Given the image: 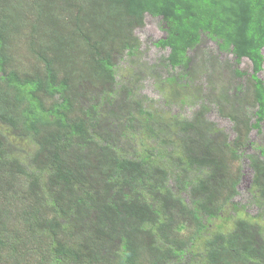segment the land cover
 Masks as SVG:
<instances>
[{"label":"trees","instance_id":"obj_1","mask_svg":"<svg viewBox=\"0 0 264 264\" xmlns=\"http://www.w3.org/2000/svg\"><path fill=\"white\" fill-rule=\"evenodd\" d=\"M146 15L180 69L157 98L128 61ZM203 37L252 64L256 110L227 114L232 140L187 80ZM263 49L264 0H0V264H264V145L246 152Z\"/></svg>","mask_w":264,"mask_h":264},{"label":"rangeland","instance_id":"obj_2","mask_svg":"<svg viewBox=\"0 0 264 264\" xmlns=\"http://www.w3.org/2000/svg\"><path fill=\"white\" fill-rule=\"evenodd\" d=\"M144 22V27L137 28L135 31L140 41V51L134 58H130L128 61H130V63L133 61L140 66L146 65L145 67L148 68L146 71L150 73L152 77L146 80L147 83H145L142 94L157 98L158 96L156 92L153 91L152 85L153 81H156L155 76L158 73H168L169 75L176 74L180 69L172 70L170 67L166 66L164 62L159 64L161 58H167L170 52L168 49L164 50L157 48L153 44V42H158L166 37V34L160 28V19L146 15ZM189 57L190 64L188 71L190 75L187 80L190 81L192 79V93L194 94L201 90L203 94L210 95L212 100L220 103L223 115L218 114V107L214 102L208 101L206 97H204V101L201 100L203 101L201 103L202 105H209L211 109H214L207 118L213 120L218 127L229 134L232 140L234 136L232 133L233 123L228 115L234 116V113L240 112L243 114L244 112L246 113V111L254 113L256 110V104L253 102V87L249 82L250 74L253 72L251 62L243 59L239 65H236L234 58L230 54L220 53L217 44L207 37H203L202 43L197 49L189 52ZM235 69L242 71L244 73L243 77L236 78L231 75ZM138 71L139 70L136 72V78L140 75V71ZM119 74L125 78H131L134 75L132 71L128 70H121ZM220 75L221 78L219 77ZM258 77L264 82V68L262 72L259 73ZM140 94L141 91L139 90L136 97H139ZM171 99H176V101H178L174 94ZM171 108L176 113H192L194 109H196V107L191 109L188 106H184L181 109L178 103L173 104ZM251 115L252 114L248 113L247 116L252 118V123H255V119H253ZM0 135L9 136L10 132L7 131L5 127H0ZM247 142L249 144V146L246 147L248 148L246 151L247 154H259L256 147L264 145V124L262 133L253 130L249 134ZM26 150L31 149L26 148ZM249 181V176L245 177L242 186L243 190H241L242 198H246L247 196L246 189ZM242 200V202H245L244 199Z\"/></svg>","mask_w":264,"mask_h":264}]
</instances>
